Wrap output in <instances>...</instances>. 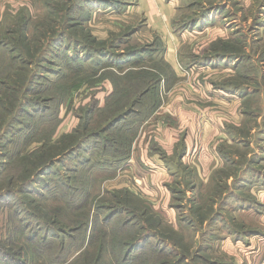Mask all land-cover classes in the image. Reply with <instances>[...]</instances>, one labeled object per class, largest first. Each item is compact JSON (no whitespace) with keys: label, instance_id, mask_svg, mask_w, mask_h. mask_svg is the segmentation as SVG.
Instances as JSON below:
<instances>
[{"label":"rangeland","instance_id":"1","mask_svg":"<svg viewBox=\"0 0 264 264\" xmlns=\"http://www.w3.org/2000/svg\"><path fill=\"white\" fill-rule=\"evenodd\" d=\"M79 2L0 0V41L8 44L0 45V94L12 104L6 108L17 109L21 82L28 91L23 74L31 87L17 114L0 122L10 131L0 138V154L6 141L8 149L24 151L46 140L59 158L34 184L35 195L1 196L0 238L12 214L6 203L14 201L31 222L26 233L45 236L44 243L18 241L29 248V264L41 262L43 249L49 258L70 253V264H264V0L177 2V68L163 55L164 35L128 11L138 0H121L119 10L99 1L90 9L89 0L79 10ZM12 44L19 51L9 52ZM101 48L147 49L140 61L93 76L104 65L97 59L109 61ZM28 49L32 64L22 72L20 61L13 69L14 54L25 59ZM10 75L18 93L1 84ZM158 77V107L150 109V96L143 97L145 118L126 124L134 132H120L121 123L106 129ZM214 84L246 92L224 100L210 94L221 89ZM110 144L131 150L129 165L113 173L102 165L118 153L105 148ZM1 156L0 189H6L16 160ZM193 167L208 176L196 178ZM136 240L141 245L129 250Z\"/></svg>","mask_w":264,"mask_h":264},{"label":"trees","instance_id":"2","mask_svg":"<svg viewBox=\"0 0 264 264\" xmlns=\"http://www.w3.org/2000/svg\"><path fill=\"white\" fill-rule=\"evenodd\" d=\"M81 2H79L78 7L76 8V4L74 3L73 6H71L68 10V12H72L73 8L76 9H84L82 7V4H84L86 2V0H80ZM94 1V3H96L97 1H99L102 5L104 4L105 6H109L110 8H108V10L111 9H115L119 10L124 8V3L120 2L121 0H89V5L90 9H92L93 7H91L92 2ZM94 5V4H93ZM122 5V6H121ZM84 6V5H83ZM115 7V8H114ZM121 7V8H120ZM60 35H64L63 33ZM127 35V34H126ZM62 44L61 42L59 43V45ZM77 44V43H75ZM0 45L7 47L8 44L3 43L2 41H0ZM57 45V44H56ZM12 48H10L11 53H14L13 51H19V47L14 46L13 44L11 45ZM163 46H162V50H163ZM144 49V50H143ZM147 48H142V49H138V48H129L127 52L124 53H117V52H112V51H107L106 48H101V50L99 51L100 54L103 57L108 58V63L105 62L106 60H99L97 59L96 62H103L104 65H102L100 68H97L96 70L92 71L93 76H97L96 74L103 68H105L106 66H117L118 68H124L125 64L128 62H138L141 59L144 58V52L146 51ZM29 50L25 51V55L27 54L26 58L24 59V57H17L15 54L14 56L11 58L12 60V65H13V69L17 68V63L18 62H22L23 65L19 68H17V70H21L22 72L25 71V67L26 66H30V64H32L33 61V54H29ZM38 52V50H37ZM78 53V51H76ZM88 54L90 53L89 51L87 52ZM217 56H219V54H217ZM75 60H80L79 56L77 54H74ZM239 68V67H238ZM236 68V70L238 69ZM106 70V69H104ZM15 76V75H14ZM11 75L3 78L1 84L3 85V87L7 90H12L13 92L18 93L19 92V88L17 86V84H15V82H13V78ZM23 77L26 78L27 82H28V91L23 90V83L21 82V91L20 93H22L20 96L16 95L13 96L14 101L16 102L17 109L15 110V105L9 108H6L8 106H11L12 104L7 101L4 102L6 98H4V96L2 95V93L0 94V122L2 119H6L7 116L10 113H13L12 117L14 116V114H17L18 108H19V103L25 100H22L23 97L24 99H28L27 96L29 95L30 92V77L28 74L24 75ZM35 77V74H33L32 78ZM161 78L158 77L155 80L156 85H153L151 87L146 88L139 96V98L135 99L132 104L130 105L129 108H127L124 112H122L121 114H118L117 116H115L111 121H109V124L106 126L107 128H110L111 126H113L116 123H121L122 124V130H120V132H123L124 134H128V133H133L134 131L132 130V128L126 126V124L129 123L130 121V125L135 124V123H139L141 122L145 116L142 115V110L141 107H143V102L146 101V97L149 95L150 99L147 100L149 103V108L150 109H154L155 107H158L159 102L157 100H155V98L153 97V94H155L158 85L160 84ZM154 84V83H152ZM217 88H221L227 92H237L232 88H229L228 85H218V84H214ZM157 86V87H156ZM154 92V93H153ZM246 92V91H244ZM244 92L238 93V95L240 97H242V94H244ZM146 95L145 98H143ZM3 96V98H2ZM22 96V97H21ZM156 97H159L158 94H155ZM29 97V96H28ZM27 102H31V100H28ZM21 104V103H20ZM7 105V106H6ZM24 104H22V106L20 107V111L21 113H28L27 112V108H25V106H23ZM33 105V103H32ZM135 105H139V107L136 109L134 108ZM152 112V111H151ZM134 115L133 118L130 119V117ZM11 117V118H12ZM10 121H13V119ZM6 125L1 126L0 131H1V135L0 138L1 139H6V135H8V133L10 132L7 128H5ZM138 126V125H137ZM5 128V129H4ZM9 128V125H8ZM11 128V127H10ZM4 144V148L3 154H0L5 156V158H11V160H16L15 163V168L12 169V174L8 175V188L6 189H0V201L2 200L3 195H7L6 197L7 200H10V197H15L18 196V194H25L27 192H32L33 195L34 194V184L38 182H41L42 176H44L46 174V171H48L52 166V164L56 161L59 160L58 159H53V156H51V151L49 150L50 148H53L52 146L55 145L52 142H47L46 140L43 143H39L36 145V148H34L33 150H29L26 149L24 151L18 149V150H14V149H8L9 145ZM1 146V145H0ZM108 146H111L114 148V151L118 152L116 155H113V153L111 152V156L110 158L104 159L102 162L103 167L106 168V170L110 173H113L116 168H120L125 162V164H127V161L130 159L131 156V150H130V146L129 148H124L123 150H119L117 148V146H112L107 145L105 148H107ZM80 147H84L83 145ZM8 150H7V149ZM72 152V151H71ZM184 152H186V146L184 144ZM183 152V153H184ZM182 153V154H183ZM181 154V155H182ZM185 155V154H184ZM183 155V156H184ZM182 156V157H183ZM180 157V155L178 156ZM2 158V156L0 157ZM53 159V160H52ZM8 162L4 160L3 166H7ZM1 165V164H0ZM16 165L20 166L19 169L22 170L21 173L18 174V172H16ZM176 165H182V162H180L179 160L177 161ZM18 169V171H19ZM194 175L196 178L199 177V172L198 169L196 167L192 168ZM112 171V172H111ZM20 180H17V179ZM47 186V184H45ZM12 186V189H11ZM14 186H19L17 191L14 190ZM196 187H192V190H195ZM44 194V193H43ZM16 195V196H15ZM5 197V198H6ZM6 207L10 210V212L12 214H10V217H8V221L7 224L5 225L6 227V237L0 238V264H29L28 260V251L29 248L25 245V244H18L19 240H23L25 241L24 238H26L27 241L33 243L35 241H40V243H44L45 242V236H40L37 232H29V234L26 233V228H28V226L30 227V220L25 222L24 218L21 216V213H23L24 211H21V208H25L20 206V204H16V202L12 201V202H7L6 203ZM12 208H15L14 210ZM30 215L32 216V212L30 211ZM30 217V216H28ZM46 224V223H45ZM40 227V226H39ZM22 233V234H21ZM49 236V234H47ZM237 235V234H236ZM48 238V237H47ZM55 238L59 239V235L55 236ZM148 240V238H146L144 240V242ZM237 240V238H236ZM140 242V241H139ZM141 244H138V241L136 240V242H133L132 244H130V249H135L138 248ZM128 250V251H129ZM35 252V251H34ZM76 252V251H75ZM73 252V253H75ZM69 256L70 253L65 254L63 257H59V254H57L54 257L49 258V254L45 253V250L43 249V254L39 253V256L37 255V257H39L41 262H38V264H70L68 263L69 260ZM49 259V260H48ZM122 262H124L125 264H128L129 261H127L126 259L122 260ZM121 262V263H122ZM120 263V264H121ZM97 264V263H96Z\"/></svg>","mask_w":264,"mask_h":264},{"label":"crops","instance_id":"3","mask_svg":"<svg viewBox=\"0 0 264 264\" xmlns=\"http://www.w3.org/2000/svg\"><path fill=\"white\" fill-rule=\"evenodd\" d=\"M179 1L180 0H138V2L136 3L137 7H135L136 4H134V5L130 4L128 7V11L131 9H135L134 12L137 11L136 14H142L143 16H145L148 19L147 24L151 27V30L153 32H157V33L159 32V33H162L164 35L165 46L163 48V55H164L165 59L168 62H170L172 65H174V67H176V68H177L178 55H179V52H178L179 44H177V42H176L178 36L173 34L174 30L172 27V22H174L176 12L178 9L177 2H179ZM232 64L234 65V61L232 62ZM193 65L194 64L190 65V70L195 69V67H193ZM204 66H207V65L198 66V68H203ZM210 94L212 96L217 95L219 97H223L224 100H226L228 97H231L234 95L237 97V99H240L238 92L230 93V92H225L222 89H219V90L215 89V90L211 91ZM223 103H227V102L223 101ZM211 121H215V117ZM213 126H218V125H215V123H214ZM221 127H223V126H221ZM222 130H223V128H221V133H222ZM218 137H223V135L218 134ZM214 148L212 147L213 152H215ZM188 152H189V150H188ZM135 154L136 153H133L132 157H134ZM158 158H159L158 156H155V157H152V160L154 161V164H157L159 167H161V166H163V162L161 161V159L159 160ZM211 159L212 160H215V159L218 160L216 155H214V154H213V156H211ZM128 165L129 164H127V166ZM198 169H199V177H202V176L207 177L208 176L207 171H205V173H204V171H203V173H201V169L200 168H198ZM143 180H144V178H143ZM143 183H145V180Z\"/></svg>","mask_w":264,"mask_h":264}]
</instances>
